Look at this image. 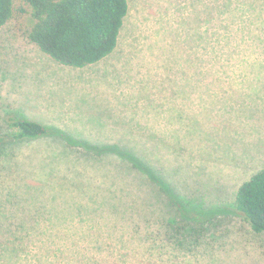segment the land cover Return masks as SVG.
Segmentation results:
<instances>
[{"label": "rangeland", "instance_id": "1", "mask_svg": "<svg viewBox=\"0 0 264 264\" xmlns=\"http://www.w3.org/2000/svg\"><path fill=\"white\" fill-rule=\"evenodd\" d=\"M11 1L0 28V230L29 236L10 235L17 248L0 246V264H264V237L234 205L264 168V0H128L117 47L80 68L30 42V7ZM12 113L47 134L13 141ZM193 218L216 241L188 255L160 249L163 223Z\"/></svg>", "mask_w": 264, "mask_h": 264}, {"label": "trees", "instance_id": "2", "mask_svg": "<svg viewBox=\"0 0 264 264\" xmlns=\"http://www.w3.org/2000/svg\"><path fill=\"white\" fill-rule=\"evenodd\" d=\"M23 1L30 7L34 20L27 35L30 42L55 62L77 68L97 63L111 54L117 47L118 35L123 25V19L129 9L128 0ZM227 12L228 7L222 3L217 11L218 19L224 21L228 19ZM11 15L12 1L0 0V28L8 21ZM224 21H220L218 24L219 28H226L228 26L224 24ZM242 54L246 59L248 58L247 53ZM257 60L253 59L254 62H257ZM262 60L264 61V58H260L258 62ZM6 123L13 129L11 136L13 141L34 139L47 134V128L41 123L25 119L15 113L7 116ZM4 142L5 137L0 135V156L1 149L5 147L3 145ZM124 155L132 162L131 167L133 170H138L144 175L147 174L145 177L151 181V184L158 186V188L160 187V190L157 188L159 192H156L157 190L153 191L158 194L157 196L160 197L161 194V196L173 199L171 188L151 177L150 170L147 166L132 159L128 153H124ZM234 205L239 215L247 223L249 232L255 236L264 237V168L254 173L237 188ZM148 213H143L137 220L139 222L145 221ZM152 216V214H148V218ZM193 219L194 221L190 226L187 223L177 224L172 221H164L165 223L160 227V229L165 230L164 236L160 237L163 241L162 246L158 245L160 249L163 250L166 248L177 252L178 256L179 254L188 255L199 253L200 248H202L199 246L206 244V240L216 241L211 238L208 226L200 227L195 218ZM146 222V229L149 228L148 225L152 227L153 224L151 225L149 220H146ZM14 227L16 230L8 229L9 236H15L17 239L20 236L21 240L23 235L25 237L29 236L28 234H22L16 225ZM30 227L32 228L30 233H33L35 226L31 225ZM138 227L139 223L133 222L130 225V241H132L133 234H136L133 231ZM21 229L25 233L27 227L25 229L22 225ZM145 232V238L150 240L151 233H148V231ZM3 236L6 241H1L6 244H0V246L3 248L8 247L10 251H13V255L17 244H9L8 234L0 230V238L2 239ZM141 238L143 239V237ZM123 246L127 247L128 245L125 244ZM149 247L151 248L150 244ZM49 248L50 246H42L43 258L50 259L49 256L47 257ZM97 248L94 247V250L97 251ZM31 250L32 247L28 243L26 245L24 244V255L27 256V253L31 252ZM90 250L92 251L93 249ZM62 253L69 252L63 251ZM9 254L11 255V253ZM10 255L11 262L12 255ZM59 262L65 263L67 261L61 259ZM126 262L128 261H115L114 264Z\"/></svg>", "mask_w": 264, "mask_h": 264}]
</instances>
